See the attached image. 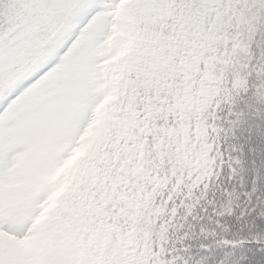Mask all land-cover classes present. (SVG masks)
I'll return each mask as SVG.
<instances>
[{
  "label": "snow or ice",
  "instance_id": "snow-or-ice-1",
  "mask_svg": "<svg viewBox=\"0 0 264 264\" xmlns=\"http://www.w3.org/2000/svg\"><path fill=\"white\" fill-rule=\"evenodd\" d=\"M0 264H264V0H0Z\"/></svg>",
  "mask_w": 264,
  "mask_h": 264
}]
</instances>
